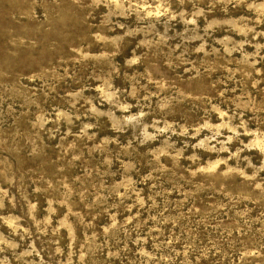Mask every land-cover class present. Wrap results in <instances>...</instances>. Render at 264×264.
<instances>
[{
    "label": "rangeland",
    "instance_id": "1",
    "mask_svg": "<svg viewBox=\"0 0 264 264\" xmlns=\"http://www.w3.org/2000/svg\"><path fill=\"white\" fill-rule=\"evenodd\" d=\"M0 264H264V0H0Z\"/></svg>",
    "mask_w": 264,
    "mask_h": 264
}]
</instances>
